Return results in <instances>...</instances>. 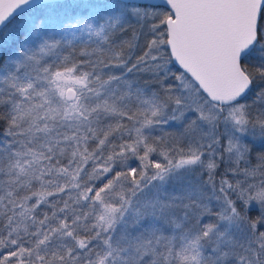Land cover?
<instances>
[{
  "label": "snow or ice",
  "instance_id": "obj_1",
  "mask_svg": "<svg viewBox=\"0 0 264 264\" xmlns=\"http://www.w3.org/2000/svg\"><path fill=\"white\" fill-rule=\"evenodd\" d=\"M0 264H264V0H0Z\"/></svg>",
  "mask_w": 264,
  "mask_h": 264
}]
</instances>
